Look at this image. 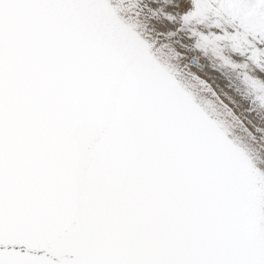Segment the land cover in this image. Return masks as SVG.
I'll list each match as a JSON object with an SVG mask.
<instances>
[{"label": "snow or ice", "instance_id": "obj_1", "mask_svg": "<svg viewBox=\"0 0 264 264\" xmlns=\"http://www.w3.org/2000/svg\"><path fill=\"white\" fill-rule=\"evenodd\" d=\"M0 264H264V0H0Z\"/></svg>", "mask_w": 264, "mask_h": 264}]
</instances>
